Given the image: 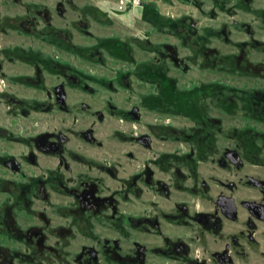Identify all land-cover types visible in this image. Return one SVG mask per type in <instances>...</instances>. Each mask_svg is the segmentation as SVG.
Here are the masks:
<instances>
[{"label":"flooded vegetation","instance_id":"1","mask_svg":"<svg viewBox=\"0 0 264 264\" xmlns=\"http://www.w3.org/2000/svg\"><path fill=\"white\" fill-rule=\"evenodd\" d=\"M65 1L0 0V264H264V40L237 44L263 83L206 88L187 131L81 98L116 85L71 72Z\"/></svg>","mask_w":264,"mask_h":264},{"label":"rangeland","instance_id":"2","mask_svg":"<svg viewBox=\"0 0 264 264\" xmlns=\"http://www.w3.org/2000/svg\"><path fill=\"white\" fill-rule=\"evenodd\" d=\"M65 5L72 8L69 20L85 13L93 22L88 35L70 20L71 72L77 67L94 69L116 85L109 92L101 88L83 97L71 89L72 103L81 97L95 105L104 98L119 108L137 104L144 121L169 114L188 131L195 128L192 114L199 112V105L213 103L206 88L263 83L257 68L247 69L246 61H239L237 44L256 38L263 42L264 0H146L142 6L124 8L119 0H66ZM248 55L252 64L264 61V46L249 47ZM177 103L179 110L174 109ZM215 106L212 114L221 117Z\"/></svg>","mask_w":264,"mask_h":264},{"label":"built area","instance_id":"3","mask_svg":"<svg viewBox=\"0 0 264 264\" xmlns=\"http://www.w3.org/2000/svg\"><path fill=\"white\" fill-rule=\"evenodd\" d=\"M146 0H119L120 8H124L127 4H132L133 6H142Z\"/></svg>","mask_w":264,"mask_h":264}]
</instances>
